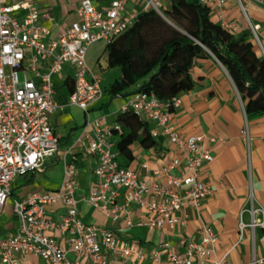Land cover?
<instances>
[{
	"label": "built area",
	"instance_id": "built-area-1",
	"mask_svg": "<svg viewBox=\"0 0 264 264\" xmlns=\"http://www.w3.org/2000/svg\"><path fill=\"white\" fill-rule=\"evenodd\" d=\"M232 0H199L202 5L218 10L221 26L233 34L238 26L226 16V5ZM248 22L254 44L264 57L261 26L254 25L248 14L249 5L264 0H236ZM167 0H110L108 7H99L94 0H81L78 20L56 38L40 22L39 0H0V215L12 194V183L30 171L43 169L46 162L59 153L60 141L51 119L65 106H77L88 112L90 106L103 97L102 77L90 68L89 49L100 42L108 45L136 23L139 15L156 11L162 15ZM130 5L132 7L130 8ZM67 66L74 69V89L67 104L56 99V77ZM181 99L161 101L155 94L138 93L122 107L121 113L133 111L139 118L154 124V139L162 135L173 144L179 155L165 167L153 171L162 181H150L139 171L122 166L113 153L112 129L119 124L97 123L94 137L89 138L88 152L97 157L95 187L88 203L103 211L114 221L123 217L128 226L134 225L130 216L133 208L145 212L138 222L151 230L166 225H185L186 216L179 213L191 207L197 213L203 201L213 195L211 184L202 180L205 164L214 161L212 151L204 144L203 135H183L173 125V116ZM185 166H182V160ZM142 168L147 169V164ZM75 167L68 164L60 189L35 193L17 201L14 214L19 226L17 233L0 241V264H21L22 257H39L42 264H119L109 254L123 259L141 261L147 258L137 244H119L113 231L83 222L76 198ZM178 171L179 174H175ZM121 189L127 191L122 205L117 203ZM61 205L66 214L54 222L47 209ZM261 212V223H240V240L247 227L264 229V210L251 209L254 216ZM58 232L69 237L70 249L78 260L71 261L51 235ZM200 242L191 241L179 251L166 243L163 253L153 251L150 258L160 263L162 256L168 264H227L224 259L212 260L220 237L209 225H203ZM249 264H264V256L254 257Z\"/></svg>",
	"mask_w": 264,
	"mask_h": 264
},
{
	"label": "crops",
	"instance_id": "crops-1",
	"mask_svg": "<svg viewBox=\"0 0 264 264\" xmlns=\"http://www.w3.org/2000/svg\"><path fill=\"white\" fill-rule=\"evenodd\" d=\"M94 1L99 7L110 5V0ZM80 2L81 0H39L40 22L51 29V38H56L78 20L76 12ZM209 8L212 21L220 24L218 10L211 6ZM248 14L254 25L261 26L260 37L264 42V7L252 3L249 5ZM226 16L238 26L235 35L253 37L236 0L226 5ZM106 46L103 42L93 45L87 56L92 71L102 77L103 97L92 104L88 112L77 106H65L53 115L51 123L60 141L59 153L48 160L43 169L30 171L13 181L11 198L0 215V241L14 236L18 231L19 223L14 214L15 203L35 193L60 189L66 166L73 164L75 195L79 201L83 222L109 229L118 237L119 244H137L148 254L141 261L109 254V258L119 264H168L163 256L160 263L153 261L150 253H163V245L166 243L183 251L189 242H200L203 225L212 227L220 237V244L212 260L224 259L227 264H249L254 257L264 256V229L260 226L255 229L247 227L240 240L239 228L241 222L250 225L255 221L259 224L263 219L261 212L252 216L251 209L264 210V117L248 120L239 91L226 68L215 58L202 60L193 69L196 85L192 91L179 96L181 106L173 116V125L178 132L183 135H203L205 146L214 155V161L205 164L202 171V180L211 184L214 193L203 201L200 211L197 213L187 207L179 213L181 217L186 216L185 225H176L174 228L166 225L161 229L151 230L138 225L145 217V212L139 208H133L130 218L134 225L128 226L123 217L114 221L88 203L91 190L95 187L94 172L97 166V157L88 152V137H94L97 123L102 119L106 120L107 126L118 124L117 117L122 107L131 99H112L106 92L121 77L120 70L115 80L109 82L108 87L105 86L104 71L111 69L108 67ZM55 81L56 99L61 105H66L74 89V69L67 66ZM151 124L154 128V124ZM111 141L114 144L113 150L117 151L118 138L114 136ZM157 141L158 148L151 150H145L139 144L133 145L131 149L134 159L132 162L122 161L123 166L139 171L150 181H162L163 179L154 177L153 171L165 167L174 157L181 155L167 137L162 135ZM143 164H147L148 168H142ZM184 164L183 159V167ZM175 174H179L178 171ZM126 193L125 189H121L118 204L124 203ZM47 213L52 221L57 222L66 214V210L61 205H54L48 207ZM51 235L68 252L71 261L78 260L69 251L68 236L62 237L58 232ZM79 262L90 264L84 259H79ZM42 263L36 256H25L21 259V264Z\"/></svg>",
	"mask_w": 264,
	"mask_h": 264
},
{
	"label": "trees",
	"instance_id": "trees-1",
	"mask_svg": "<svg viewBox=\"0 0 264 264\" xmlns=\"http://www.w3.org/2000/svg\"><path fill=\"white\" fill-rule=\"evenodd\" d=\"M106 52L108 67L121 70L120 79L106 90L112 99L143 92L170 101L194 89L192 72L200 61L215 58L239 91L248 120L264 117V57L248 35L237 36L214 23L210 8L199 0H167L162 15L141 13ZM117 120L120 128L112 132L122 166L133 161V145L158 148L151 122L133 111L120 113Z\"/></svg>",
	"mask_w": 264,
	"mask_h": 264
},
{
	"label": "rangeland",
	"instance_id": "rangeland-1",
	"mask_svg": "<svg viewBox=\"0 0 264 264\" xmlns=\"http://www.w3.org/2000/svg\"><path fill=\"white\" fill-rule=\"evenodd\" d=\"M167 4V3H166ZM249 39L252 41V42H254V38L253 37H249ZM102 62L104 63V60L102 59ZM106 73V74H105ZM117 73L119 74L120 73V69L119 68H115V69H110V70H105L104 71V74H105V76H104V74H103V76H104V78H105V80H104V84H105V86H109L108 84H109V82H113V80H115V78L117 77ZM116 150H113V153L114 154H116ZM11 198V197H10Z\"/></svg>",
	"mask_w": 264,
	"mask_h": 264
}]
</instances>
